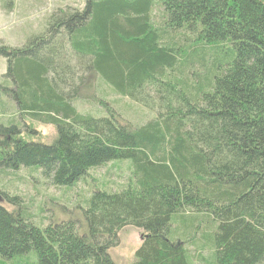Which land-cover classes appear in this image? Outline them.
<instances>
[{
    "label": "trees",
    "instance_id": "obj_1",
    "mask_svg": "<svg viewBox=\"0 0 264 264\" xmlns=\"http://www.w3.org/2000/svg\"><path fill=\"white\" fill-rule=\"evenodd\" d=\"M0 57L1 175L29 169L64 196L109 162L129 173L114 190L91 179L48 217L0 178V264H115L127 227L141 231L127 264H191L186 243L217 264L263 262L264 0H82L25 44H0ZM98 77L153 115L136 125L99 97L106 114L77 110ZM23 118L54 125L56 138L30 139ZM187 214L213 231L173 236V216Z\"/></svg>",
    "mask_w": 264,
    "mask_h": 264
},
{
    "label": "rangeland",
    "instance_id": "obj_2",
    "mask_svg": "<svg viewBox=\"0 0 264 264\" xmlns=\"http://www.w3.org/2000/svg\"><path fill=\"white\" fill-rule=\"evenodd\" d=\"M81 2L82 0H0V44L11 47L25 44L28 39L43 31L46 19L51 12L59 7H78ZM5 70L6 61L3 57H0V87ZM97 84L95 100L93 102L84 99L75 101L74 106L77 110L90 112L92 115L98 114L95 116L106 114V110L110 107L99 105L97 103V97H99V99L107 100L106 102L117 114L136 125L145 123L153 115L150 110L136 102L114 93L99 77L97 78ZM4 98L6 97L0 89V101ZM11 106L14 108L13 102ZM6 107H8V104H6ZM7 118L6 115H0V123H5L7 126ZM22 121L23 124L37 132V135L29 133L30 139H36L48 145L56 138L54 125L43 124L29 118H23ZM89 175L85 177L84 181L78 182L64 196L62 189L56 188L50 182L45 181L37 172H32L29 169L22 168L11 177L6 172L4 175L0 174V178L3 191L20 196L22 203L28 206L31 212L38 214L39 217H48L52 213L51 208L57 206L56 200L68 206L77 202L81 196L87 195L89 184L93 183L91 179L95 181H98V179L100 181L104 180L107 182V187L113 190L118 185L125 183L129 176L127 162H109L103 167L90 171ZM171 224L173 236L177 235L179 237L193 233L197 229H212L213 231L214 227L213 223L210 222L209 228V224L206 225V219L197 214H187L186 217L182 218L173 216ZM117 236L118 244L110 248V258L115 264H127L133 259V254L141 242V231L134 227H127L119 231ZM198 241L199 236L196 239V242ZM185 248L189 251L191 264H203L199 260L201 255H204L205 264H217L212 255L208 256L207 249L201 252V249H198L196 245L192 244L189 247L187 243ZM261 264H264V260Z\"/></svg>",
    "mask_w": 264,
    "mask_h": 264
}]
</instances>
